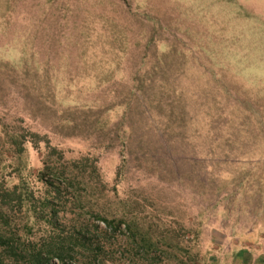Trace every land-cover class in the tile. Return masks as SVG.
Wrapping results in <instances>:
<instances>
[{"label":"rangeland","instance_id":"374dc122","mask_svg":"<svg viewBox=\"0 0 264 264\" xmlns=\"http://www.w3.org/2000/svg\"><path fill=\"white\" fill-rule=\"evenodd\" d=\"M1 237L264 264V0H0Z\"/></svg>","mask_w":264,"mask_h":264},{"label":"trees","instance_id":"16d2710c","mask_svg":"<svg viewBox=\"0 0 264 264\" xmlns=\"http://www.w3.org/2000/svg\"><path fill=\"white\" fill-rule=\"evenodd\" d=\"M105 221H107V220H105ZM5 243L9 244V242H6L4 240V238L1 237L0 238V246L6 245ZM23 253L30 255V261L32 262V264H41L43 261V254H42V251L39 249L23 250ZM20 254H22V253H20Z\"/></svg>","mask_w":264,"mask_h":264}]
</instances>
